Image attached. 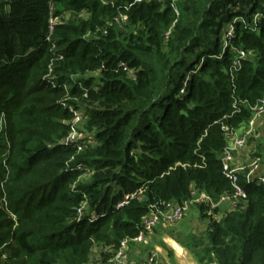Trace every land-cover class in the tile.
<instances>
[{
  "label": "trees",
  "instance_id": "1",
  "mask_svg": "<svg viewBox=\"0 0 264 264\" xmlns=\"http://www.w3.org/2000/svg\"><path fill=\"white\" fill-rule=\"evenodd\" d=\"M64 12L53 46L40 45ZM263 97L264 0H0V264H89L95 242L136 237L152 205L182 204L192 187L233 193L227 133ZM71 108L94 136L80 153L57 144ZM79 163L92 174L74 191ZM240 184L245 208L215 219L219 208L197 204L207 242L181 244L201 264H264V183Z\"/></svg>",
  "mask_w": 264,
  "mask_h": 264
},
{
  "label": "built area",
  "instance_id": "2",
  "mask_svg": "<svg viewBox=\"0 0 264 264\" xmlns=\"http://www.w3.org/2000/svg\"><path fill=\"white\" fill-rule=\"evenodd\" d=\"M54 4H52L53 7ZM51 15L48 33L45 36L44 41L52 43L53 46V32L55 30V26L60 23V17L55 15ZM126 15H121L117 18L118 23L126 20ZM259 19V16L256 17ZM234 36V27L229 26V30L227 32V39L230 41ZM249 54L248 52L241 50L239 51V57L236 61L237 67L240 64L239 58H245ZM53 68L50 67V72L46 76L50 78V83L53 86L58 84L57 76L52 75ZM75 81V77H73ZM72 81V82H74ZM63 88L66 90L69 89L71 83L64 82L61 84ZM70 97H67L69 99ZM65 106L67 102L65 101ZM73 111V116L71 119L67 120V124H69V130L67 134L62 137L57 144H61L64 146H73L76 148L77 153H80L87 147L88 145H94V136L90 133L88 134V138L83 133V124L85 122L84 110L79 109L75 110V108H71ZM264 116V97L259 101L257 105L252 107V116L250 119L241 125L239 128H235L231 132L227 133V146L225 147L222 153V161L224 164L225 174L231 179L234 190L233 193L224 194L218 201L213 200V198L204 190H199L196 187H192V196L190 199L185 201L182 204H171V203H158L156 205H152L150 212L143 217L141 221V230L139 234L134 237H126L121 240L120 245L116 247L114 244H105L101 242H95L94 247L92 249L91 260L89 264H129L131 261V246H139L143 245L148 239L149 234L153 232L155 228L162 224L174 223L181 220L186 214H188L190 208L192 206H197V204L206 203L210 204L212 208H218L223 203L227 202L230 204L229 210L240 209L246 207L247 194L240 184V175L244 174L247 183L256 182L257 184L264 183V176L257 175V170L259 167V160L256 159L253 162H250L246 165L236 166L235 159L237 158L238 153L244 149L249 140L252 137L256 136L257 133V120ZM4 123V121H2ZM3 125L1 130L4 129ZM90 137H93V140ZM75 156L73 155L70 161L74 160ZM76 169L81 172L79 178L72 185L73 190H77V185L79 182H84L86 179L90 178L92 174V169L87 163H79L76 165ZM135 194L132 195L134 197ZM85 199L81 202L79 206H77L76 211L78 215V220L82 219L86 216L89 210V202L87 196L84 195ZM129 202V196H127L123 201L117 204L116 207H121ZM167 205L165 208H162V205ZM104 214H97L95 212L91 213L89 219L90 221H95L99 217ZM93 253H96V260H93ZM109 255V257L104 260V256Z\"/></svg>",
  "mask_w": 264,
  "mask_h": 264
},
{
  "label": "rangeland",
  "instance_id": "3",
  "mask_svg": "<svg viewBox=\"0 0 264 264\" xmlns=\"http://www.w3.org/2000/svg\"><path fill=\"white\" fill-rule=\"evenodd\" d=\"M59 5L56 2V7L53 5L54 12L56 9L58 10ZM81 16H87L85 12L80 14ZM60 17V23L68 21L72 18V14L69 12H64ZM54 17H56L54 15ZM127 29V28H126ZM45 37L40 39V45L44 42ZM39 43H36L35 46H38ZM33 45L32 49H35ZM87 76H95L97 77V73H89ZM85 136L88 138V134L83 131ZM93 140V137H90ZM251 141H255L257 143V148L252 149V151H248V158L244 159V150L242 149L238 155L240 154V159L237 160L236 165H246L247 162H253L254 160H259V167L257 170V175L264 176V125L259 126V130L256 133L255 137H252L248 143ZM258 143L259 146H258ZM249 146V144H247ZM248 149V148H247ZM262 154V156H259ZM237 155V156H238ZM249 164V163H248ZM230 204L225 202L220 207L218 213L214 214L215 219H219L222 215L229 210ZM211 214V212H209ZM173 225H159L157 228L149 234L148 239H146L143 245L139 246H131V261L129 264H201L199 262V258L191 250L190 247L186 249L182 248L178 243H173L174 247H172V241L170 237L174 235H181L185 239V242L189 240L191 235H195L198 238V244L202 246L207 242V229L209 225V219L203 218L200 215V210L196 206H192L188 212L181 220L168 223ZM107 255L104 256V260ZM96 253H93V260H96ZM106 261V260H105Z\"/></svg>",
  "mask_w": 264,
  "mask_h": 264
},
{
  "label": "crops",
  "instance_id": "4",
  "mask_svg": "<svg viewBox=\"0 0 264 264\" xmlns=\"http://www.w3.org/2000/svg\"><path fill=\"white\" fill-rule=\"evenodd\" d=\"M260 125H264V116L263 117H261V118H258V120H257V127H258V129H257V131L259 130V126ZM249 144V146H246L244 149V152H243V154H244V159H246V158H248V151H252V149H255V148H257V143L255 142V141H251V143H248ZM259 144L260 143H258V146H259ZM248 148V149H247ZM241 157H240V154L237 156V158L235 159V165H236V162H237V160H239ZM248 163H250V162H247L246 164H248ZM244 165V164H243ZM236 166H238V165H236ZM175 202H173V203H171V204H174ZM196 207H198V206H196ZM163 225V224H162ZM166 225H173V224H166ZM170 239H171V241H172V247H174V244L173 243H178L179 245H181V247L184 249L185 247L181 244V242L183 243H185V238L183 237V236H181V235H179V234H177V235H174L173 237H170ZM175 248V247H174ZM176 249V248H175ZM186 249V248H185Z\"/></svg>",
  "mask_w": 264,
  "mask_h": 264
}]
</instances>
